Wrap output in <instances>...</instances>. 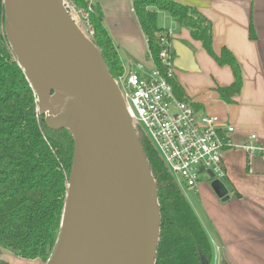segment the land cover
Instances as JSON below:
<instances>
[{
    "label": "water",
    "instance_id": "95a60500",
    "mask_svg": "<svg viewBox=\"0 0 264 264\" xmlns=\"http://www.w3.org/2000/svg\"><path fill=\"white\" fill-rule=\"evenodd\" d=\"M4 12L5 35L39 113L74 140L60 231L45 264H78L86 250L97 264H154L157 186L101 53L62 0H4ZM180 45L173 43V65L185 70ZM220 185L213 180L219 195Z\"/></svg>",
    "mask_w": 264,
    "mask_h": 264
},
{
    "label": "trees",
    "instance_id": "16d2710c",
    "mask_svg": "<svg viewBox=\"0 0 264 264\" xmlns=\"http://www.w3.org/2000/svg\"><path fill=\"white\" fill-rule=\"evenodd\" d=\"M71 1L87 9V0ZM132 4L147 38L148 54L156 63L160 39L169 33L158 25L157 16L166 12L218 65L230 67L234 81L216 91L222 101H233L241 89V70L229 50L214 51L212 26L206 17L174 0H133ZM88 17L91 40L115 78L124 69L95 4ZM4 25V0H0V248L45 264L60 231L74 140L66 128L51 129L39 113L37 96L8 43ZM170 82L177 97L188 100L174 77ZM139 141L157 186L160 228L154 264H212V243L194 209L149 141L140 135ZM0 264L9 263L0 259Z\"/></svg>",
    "mask_w": 264,
    "mask_h": 264
},
{
    "label": "crops",
    "instance_id": "0c3cea01",
    "mask_svg": "<svg viewBox=\"0 0 264 264\" xmlns=\"http://www.w3.org/2000/svg\"><path fill=\"white\" fill-rule=\"evenodd\" d=\"M174 1L196 8L211 22L214 51L219 54L222 48L229 50L241 70L239 94L232 102L222 101L216 88L234 81L230 67L218 65L187 29L168 13L158 12V25L170 33L173 64L178 59L173 43L179 42L184 50L178 48L184 73L174 71V78L188 101L197 110L215 114L233 126L228 135L236 144L256 134L264 145V0ZM132 2L94 3L102 13L123 69L137 72L141 64L140 70L148 71L153 62ZM195 79L200 82L189 81ZM224 166L226 177L219 179V187L224 190L221 195L212 187L216 178H203L196 193L189 191L195 199L196 206L192 207L213 244L215 264L219 259L221 264H264V161L255 158L248 165L244 150L235 148L226 152Z\"/></svg>",
    "mask_w": 264,
    "mask_h": 264
},
{
    "label": "built area",
    "instance_id": "2783aa9c",
    "mask_svg": "<svg viewBox=\"0 0 264 264\" xmlns=\"http://www.w3.org/2000/svg\"><path fill=\"white\" fill-rule=\"evenodd\" d=\"M133 1V0H132ZM64 7L84 34L92 39L93 29L88 14L95 0H87V9L70 5ZM134 9V8H133ZM168 36L160 39L161 50L156 63L143 74L124 70L113 78L125 102L126 110L139 137L146 138L166 166L177 187L185 196L196 193L201 175L208 178L226 177L225 154L230 149L244 150L248 165L255 158L264 161V145L256 134L241 144L228 135L234 128L209 112L197 110L190 101L177 97L170 78L174 77L173 57ZM138 64V68L142 69Z\"/></svg>",
    "mask_w": 264,
    "mask_h": 264
},
{
    "label": "rangeland",
    "instance_id": "374dc122",
    "mask_svg": "<svg viewBox=\"0 0 264 264\" xmlns=\"http://www.w3.org/2000/svg\"><path fill=\"white\" fill-rule=\"evenodd\" d=\"M68 2H69V4L70 5H73V6H76L74 3H72V1L71 0H67ZM162 19H161V17H160V21H161ZM161 22H164V21H161ZM164 23H166V22H164ZM168 23V22H167ZM161 25H163V24H161ZM164 25H166V24H164ZM168 25V24H167ZM164 27H168V26H164ZM127 68L129 67V66H126ZM126 68V69H127ZM139 69V68H138ZM172 69H173V71H175V73L176 74H181V73H184L183 71H181V70H179V69H177V68H175L173 65H172ZM137 70V69H136ZM137 72L139 73V74H143L144 75V77L146 78L147 76H146V72L144 71V70H140L139 69V71L137 70ZM179 77V76H178ZM191 83H199L200 82V80L199 79H195V80H193V82L191 81V80H189ZM179 82H180V80H179ZM182 83V82H181ZM199 86H205L204 84L203 85H199ZM207 177V175L206 174H202L201 175V180L203 179V178H206ZM185 197H186V199H187V201L189 202V204L191 205V206H193V207H195L196 205H195V199H194V197L189 193V192H187L186 194H185ZM192 207V208H193ZM209 232V231H208ZM210 233V232H209ZM212 243V242H211ZM213 245V244H212ZM215 252V251H214ZM0 259H3L4 261H6V262H8L9 264H42L41 263V261L40 260H38V259H26V258H22V257H19V256H17V255H15V254H13V253H11L10 251H8V250H4V249H1L0 248ZM213 262H212V264H215V262H216V260H215V257H213V260H212ZM218 264H221V262H220V259H219V263Z\"/></svg>",
    "mask_w": 264,
    "mask_h": 264
},
{
    "label": "bare ground",
    "instance_id": "6f19581e",
    "mask_svg": "<svg viewBox=\"0 0 264 264\" xmlns=\"http://www.w3.org/2000/svg\"><path fill=\"white\" fill-rule=\"evenodd\" d=\"M87 252L82 253V257L80 259V262L78 264H97V261H95L92 253H90L89 250H86Z\"/></svg>",
    "mask_w": 264,
    "mask_h": 264
}]
</instances>
